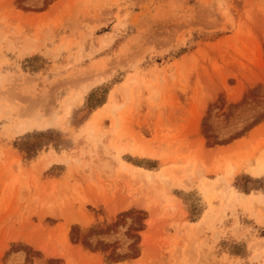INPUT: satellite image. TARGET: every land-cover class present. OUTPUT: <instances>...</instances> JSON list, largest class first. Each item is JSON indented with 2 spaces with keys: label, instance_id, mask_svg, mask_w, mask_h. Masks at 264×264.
<instances>
[{
  "label": "rangeland",
  "instance_id": "374dc122",
  "mask_svg": "<svg viewBox=\"0 0 264 264\" xmlns=\"http://www.w3.org/2000/svg\"><path fill=\"white\" fill-rule=\"evenodd\" d=\"M261 162L264 0H0V264H264Z\"/></svg>",
  "mask_w": 264,
  "mask_h": 264
},
{
  "label": "bare ground",
  "instance_id": "6f19581e",
  "mask_svg": "<svg viewBox=\"0 0 264 264\" xmlns=\"http://www.w3.org/2000/svg\"><path fill=\"white\" fill-rule=\"evenodd\" d=\"M79 97H81V94L79 95ZM114 107V106H113ZM106 108V107H105ZM114 109V108H112ZM102 111V110H101ZM69 113H70V107H67L64 111V116H65V121H64V125L67 123V120H68V117H69ZM98 115H101V112H97ZM103 113V112H102ZM41 120V119H40ZM38 118L35 119L34 121L30 122V123H20L17 128H16V133H23L25 131H28L30 129H32L33 127H36V128H39V129H44L46 127L49 126V123L50 122H43V121H40ZM51 121V120H50ZM52 122V121H51ZM17 125V124H16ZM16 127V126H15ZM12 134H13V131H12ZM14 135V134H13ZM121 149V148H120ZM64 159L62 157H59V156H53V155H50L49 157H47V160L43 163V166L44 167H47L55 162H62ZM230 170H233V169H230ZM229 170V171H230ZM234 171V170H233ZM232 171V172H233ZM231 172V171H230ZM232 172L230 174H232ZM229 173V172H228ZM235 173V171L233 172V174ZM255 173L256 175H261V174H264V163L261 162L258 164V166L255 168ZM232 174V175H233Z\"/></svg>",
  "mask_w": 264,
  "mask_h": 264
}]
</instances>
